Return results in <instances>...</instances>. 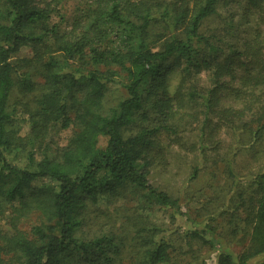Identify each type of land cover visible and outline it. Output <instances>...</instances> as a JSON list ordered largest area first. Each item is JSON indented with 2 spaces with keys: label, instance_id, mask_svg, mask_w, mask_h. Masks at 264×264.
<instances>
[{
  "label": "trees",
  "instance_id": "obj_1",
  "mask_svg": "<svg viewBox=\"0 0 264 264\" xmlns=\"http://www.w3.org/2000/svg\"><path fill=\"white\" fill-rule=\"evenodd\" d=\"M43 2L0 0V264L264 257V0H87L64 32ZM225 13L243 22L238 41ZM186 116L196 133L184 146L172 124ZM53 127L73 130L67 145L37 157ZM163 134L192 154L187 212L177 192L149 182L166 157ZM246 154L254 168L239 166ZM210 167L211 180L191 188ZM130 192L173 209L174 229L134 206L98 207ZM189 211L191 227L178 218Z\"/></svg>",
  "mask_w": 264,
  "mask_h": 264
},
{
  "label": "rangeland",
  "instance_id": "obj_2",
  "mask_svg": "<svg viewBox=\"0 0 264 264\" xmlns=\"http://www.w3.org/2000/svg\"><path fill=\"white\" fill-rule=\"evenodd\" d=\"M43 3H37L41 7H47L48 9V17L50 24H57L59 31H69L72 28L73 22L76 19L81 18L83 13L86 10V3L87 0H57V2L47 3L49 0H43ZM224 14V13H223ZM226 14V13H225ZM227 18H232L233 20V33L235 37L232 38L233 40L238 41L239 37L244 36V26L243 22L240 20V16L238 13L226 14ZM218 22V19H215ZM241 39V38H240ZM30 51L28 49H21L18 53V56L25 57L30 56ZM199 77L200 85L205 86L209 81V74L201 73ZM174 83V81L172 82ZM119 84H113L110 86L106 97L107 105H110L111 102H114L115 99L119 96L120 88L118 87ZM121 91V90H120ZM191 91L190 86H186L184 89L185 93ZM186 108H184V113H193L191 109L195 108L194 100L187 98ZM190 115V114H188ZM192 118L190 116H186L183 122H179L178 120L173 122L172 125L179 128L178 137H182V145L187 146L189 143L192 142L193 133H196L195 127L189 121ZM21 133H24L26 129L22 126H19ZM72 129H61L58 127H53L50 130V133L47 138V146L37 150V157H41L42 152L44 151L48 154L49 157H52L55 154V151L58 148L64 147L67 145V142L72 134ZM23 135V134H22ZM175 135H171V137L166 136L165 134L162 135L161 142L165 143L167 147L166 157L162 162H155L152 170L149 174V182L154 185L155 187L165 189L172 193H178L181 197V211L187 212L188 210V203L184 199V191L186 187L187 176L189 175L190 167L192 165V154L184 150L174 142V137L177 138ZM249 159V156L246 154L243 156V159H240L238 162L239 166L245 167V160ZM211 168L206 169L203 174L201 172V177L197 181H192L191 188H195L196 186L202 184L205 179L211 180L209 178ZM247 168H254V164L252 160H248ZM242 172H246L247 170L240 169ZM194 182V183H193ZM141 197L139 195H134L133 192H130L126 195L125 198H112L111 200L100 201L98 207L101 209H109V210H118L122 212L123 207H137L140 211L144 212L146 215L149 216L152 223L158 225L159 227H165L167 229H174V210L173 209H163L159 205L151 204V202L147 199V197ZM194 202V206H195ZM190 205V202H189ZM191 206V205H190ZM9 212L3 211L0 213V230L5 231L9 230L8 225L6 224V219ZM190 216L178 217L183 221H186V224L190 227L195 225L194 221L189 220V217H193L192 212L189 211ZM8 220V219H7ZM117 234L119 235L121 230L120 227L116 226ZM171 233L168 235L171 236ZM167 235V236H168ZM174 235V234H173ZM131 244L126 240V246H130ZM264 260L263 256L255 257L253 260L250 261V264H259L261 261Z\"/></svg>",
  "mask_w": 264,
  "mask_h": 264
}]
</instances>
